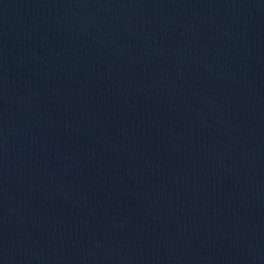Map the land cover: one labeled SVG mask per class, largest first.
<instances>
[{"label": "water", "instance_id": "obj_1", "mask_svg": "<svg viewBox=\"0 0 264 264\" xmlns=\"http://www.w3.org/2000/svg\"><path fill=\"white\" fill-rule=\"evenodd\" d=\"M0 264H264V0H0Z\"/></svg>", "mask_w": 264, "mask_h": 264}]
</instances>
